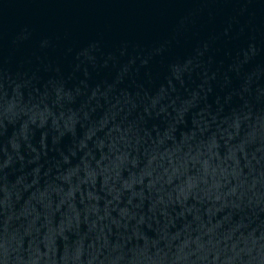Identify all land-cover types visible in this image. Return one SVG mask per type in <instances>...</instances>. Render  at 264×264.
<instances>
[{"label": "water", "instance_id": "95a60500", "mask_svg": "<svg viewBox=\"0 0 264 264\" xmlns=\"http://www.w3.org/2000/svg\"><path fill=\"white\" fill-rule=\"evenodd\" d=\"M0 86V264H264V0H0Z\"/></svg>", "mask_w": 264, "mask_h": 264}, {"label": "clouds", "instance_id": "9594fccd", "mask_svg": "<svg viewBox=\"0 0 264 264\" xmlns=\"http://www.w3.org/2000/svg\"><path fill=\"white\" fill-rule=\"evenodd\" d=\"M0 87H2V86H0ZM13 107H14V104H9L6 108H4V115L7 116V113L12 112ZM45 111H47V109H45ZM32 122L35 123V117L34 116L32 117ZM104 123H106V121H104ZM42 124H43V119L41 120V125ZM24 127L27 128V125H25ZM101 127H103V123H102ZM69 130H71V129H69ZM117 130H119V129H117ZM25 138H27V137H25ZM96 146L99 149H103L104 148V141H102V140L99 141ZM214 146H215V141L213 140L211 147H214ZM12 147L13 148H19V145L16 144L15 142H13L12 143ZM211 147H210L209 151H211ZM115 149H116L115 142L109 144V151H113ZM228 158L229 159H232V160H235V152L234 151H230V155H229ZM104 159H107V157L104 156V155H102L101 156V160L100 161H97V164L100 165L101 161H103ZM128 159H129V154L127 152L121 153V154H119V155H117L115 157V160L112 161V165H113L114 168H119L120 165L123 164ZM155 159H156V157L155 156H152L148 160V165L150 166L152 164V161L155 160ZM65 160H67V158H65ZM237 164H238V161H237ZM131 165H132V167H136L138 165V159L135 158V157L132 158L131 159ZM184 166L186 167V163H185ZM208 169H209V162H208V160H204L203 161V170H204V173L205 174L208 173ZM108 171H109V168L108 167H103L102 168V172H108ZM167 171L168 170L165 169V173H167ZM176 171H177V169L176 168H173V173H175ZM233 171L235 173V170H233ZM214 172H215V169H213V173ZM221 174H225V170L221 169ZM116 175H117V177H119L120 173L117 172ZM130 175H132V174H130ZM143 175H146V176H149L150 177L152 175V173L150 171H145L143 173ZM87 176L92 181V183L94 184L95 183L96 173L95 172H92V171H89L87 173ZM64 178L67 179V177H64ZM108 181H109V177L106 175L104 177V184L107 185L108 184ZM137 182H142V181H132V182L124 181L123 187L125 189H131L133 187V183H137ZM169 182H171V177H169ZM152 186H153V182H150L149 183V187H152ZM215 186L218 187L219 185L217 184ZM193 187H195V180L193 178L189 177L188 182H187V189L191 190ZM110 191H111V189H110ZM179 195L180 196H183L185 199H187L188 192L185 190V188L181 187L179 189ZM169 198H171V197H169ZM219 198H220L219 196L216 197V199H219ZM178 199H179V197H178Z\"/></svg>", "mask_w": 264, "mask_h": 264}]
</instances>
